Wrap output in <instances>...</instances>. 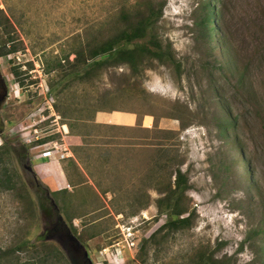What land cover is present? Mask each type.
<instances>
[{"label": "rangeland", "instance_id": "1", "mask_svg": "<svg viewBox=\"0 0 264 264\" xmlns=\"http://www.w3.org/2000/svg\"><path fill=\"white\" fill-rule=\"evenodd\" d=\"M137 1L0 0L10 23L6 31H0V39L10 36L19 48L12 65H20L22 71L27 63L33 66L25 86L19 87L7 59H0V81L7 91L0 121L8 132L4 137L10 136L14 145L6 164L17 188L21 191L23 186L33 200L36 215L31 217L30 240L45 241L44 230L59 226V217L70 229L66 211L76 217L72 225L77 233L94 229L97 237L87 241V249L86 241L81 242L93 264H185L197 251L215 248V258L230 257L232 264H264V242L256 232L264 218V0H218L217 4L165 0L156 34L171 44L181 64L179 71L155 65L132 78L129 69L120 66L98 76L91 72L81 80H64L60 85L67 87L58 92L57 83L70 70L75 54L82 52L86 58L88 49L120 26L121 8ZM204 3L207 12L216 6L220 13L210 24L216 26L211 52L198 42L195 26ZM220 44L226 49L223 57ZM222 59L232 63V73L218 70ZM106 93V109L116 110L104 113L135 114L134 127L94 124L96 114L103 112L96 110L95 103ZM176 109L184 111L185 128L171 118ZM222 112L235 119L228 141L217 128ZM31 115L37 125L44 117L38 127L51 133L61 123L72 122L74 134H87L68 141L72 158L51 157L57 160L63 179L56 186L34 169L32 156L40 154V148L22 153L33 132L30 127L24 129L32 123ZM144 116L153 119L151 130L142 128ZM162 120L169 126H160ZM233 140L238 148L232 146ZM160 144L176 151L182 160L180 169L189 182L185 196L195 217L191 229L162 244L148 245L142 262L135 258L141 238L156 232L165 221V216H157L154 204L159 197L154 184L165 178L157 166ZM64 188L69 193L52 194ZM4 191L1 186L0 229L15 230V201L8 200ZM144 198L148 199L146 209L130 215L129 206ZM48 201L55 204L58 217L47 226L40 204L48 207ZM98 245L105 247L97 253ZM29 257V252L20 256L22 260Z\"/></svg>", "mask_w": 264, "mask_h": 264}, {"label": "trees", "instance_id": "2", "mask_svg": "<svg viewBox=\"0 0 264 264\" xmlns=\"http://www.w3.org/2000/svg\"><path fill=\"white\" fill-rule=\"evenodd\" d=\"M212 4H217L218 0H209ZM165 6V0H139L131 6H124L121 8L119 13L120 26L114 29L113 32L108 36V38L100 42L90 49L85 56L82 52H77L75 54L74 63L71 64L70 70L65 72L58 81L59 84L58 92L66 88L67 85H60L64 80L77 79L81 80L83 77L88 76L91 72L98 76L103 70L110 68H118L120 66H126L129 69L130 76L132 78L139 77L144 71L154 68L155 65L160 66H170L175 71L180 70V62L176 60L175 54L173 53L172 46L169 43H163L161 39L158 38L156 34V24L162 16V11ZM208 4L204 3L202 6V14L197 17L195 26L197 28L198 42L206 48L209 52L213 49L212 47V32L216 26L210 25L219 19L220 13L218 8L210 7L209 12H207ZM10 26L9 19L5 15L3 9H0V31H6L7 27ZM7 33V32H6ZM10 33V32H9ZM14 39L8 36L5 39H0V59L6 58V62L9 63V73L18 84L19 87L25 86V80L27 79V73L33 68L31 63H27L25 71L21 70L20 65H12L14 63L15 53L19 51L17 45L13 44ZM8 44H11L8 46ZM219 49L221 56L223 57L226 53V49L220 44ZM81 63V64H80ZM218 70H227L228 72H233L232 63H224L222 59L217 67ZM215 93V91H214ZM107 95L108 93L99 96V100L95 103V108L98 111L107 110ZM222 105V104H221ZM222 105L221 107H223ZM115 108H111L106 112L115 111ZM182 109L174 110V116L171 118L179 120L181 123V128H185L188 123L182 113ZM60 113V112H58ZM169 116V115H168ZM63 117V116H62ZM68 117V116H67ZM64 117V118H67ZM166 117V116H165ZM170 117V116H169ZM191 118V117H190ZM190 120V119H189ZM235 126V119H230L223 112L221 118L217 123V128L220 132L222 138L226 141L229 139V131ZM4 126L0 121V133L2 134ZM69 133L71 136H83L81 133H75L76 125L74 123L68 124ZM57 136H52L50 139H56ZM46 142L45 139L31 143V147L34 149H39L40 146ZM232 146L237 147L235 140L232 141ZM8 148V150H7ZM238 148V147H237ZM7 150L6 152L0 153V176H7L10 178L11 174L7 167V157L5 155L9 154V143L4 142L0 144V150ZM22 153H26L27 150L23 146L21 147ZM157 155V166L160 171L161 176L165 178L158 179V183L154 184V189L157 191L159 197L154 200V204L157 209V216H165V221L160 225L159 229L151 233L147 238L142 237L141 242L138 245V251L136 252V260H145L147 255V248L150 244H162L170 236L175 235L179 232L191 229L193 219L195 217L194 210L189 207L187 199L185 196L186 191L189 189L188 178L185 173L181 171L180 165H182V160L178 159L176 151L174 153L167 151L163 144L158 147ZM238 155L240 150H237ZM21 157L23 155L19 154ZM246 163L245 160H243ZM175 165V168L173 167ZM165 172V175H163ZM3 190L9 192H19L15 182L10 180L3 183L0 179V187ZM69 193L66 188L61 189L58 192H52L54 196L57 194ZM67 197V196H66ZM65 197V198H66ZM21 201H18L20 203ZM49 206L46 207L40 204V210L44 213L45 217L49 221L45 225H50L58 217V211L55 209V204L50 201ZM15 203V202H13ZM29 205H33V200L31 199ZM67 205V204H66ZM65 205V207H67ZM71 203L69 202V208ZM148 205V199H137L129 206L132 210L130 215L135 212L146 209ZM34 209V208H33ZM62 209V207H61ZM64 211V209H62ZM119 212V211H118ZM65 217L69 222V227L72 230L73 235L81 242L86 241V249L88 248V242L92 241L97 235L94 233V229L86 230V234H80L76 232V228L72 225L74 220V215L67 214L64 211ZM34 212H30V216L27 217L20 213L18 214V220L25 221V230L31 228V217ZM258 234L262 235L261 240L264 242V218L260 220L258 224L257 231ZM158 236V237H157ZM85 240V241H83ZM110 245V244H108ZM107 246V245H106ZM104 246H96L94 248L95 252L101 251ZM218 248L211 249L210 251H197L196 254L189 258L188 262L185 264H232L230 257L223 256L221 258H215ZM30 257L22 260L20 258L22 253H28ZM262 258L264 262V245L262 249ZM0 264H69L63 252L59 247L51 242H30V243H20L11 242L8 246H0Z\"/></svg>", "mask_w": 264, "mask_h": 264}, {"label": "crops", "instance_id": "3", "mask_svg": "<svg viewBox=\"0 0 264 264\" xmlns=\"http://www.w3.org/2000/svg\"><path fill=\"white\" fill-rule=\"evenodd\" d=\"M95 122L97 123H94L96 125H99L100 124H109L111 126H122V127H134L135 124H136V115L135 114H131V113H120V112H111V113H104V112H100V113H97L96 116H95ZM65 124V128L67 129V136L65 137V143L66 145H68V141L70 142V139H72L73 141H75L76 137L75 136H72L70 137V133H69V128L67 126L66 123ZM141 124H142V128L145 129V130H151L152 128V124H153V119L150 117V116H144L141 120ZM161 125L160 126H169L168 123L164 120L161 121L160 123ZM171 124V123H170ZM174 128V127H173ZM11 130V129H10ZM6 129L5 127L3 128V131H2V134L0 133V144L1 142L4 143V142H8L9 143V154L5 155V157H7L6 161H8L9 159H11L9 157L10 154H13V151H14V145L10 140V136H6L4 137L5 134H8V132L6 133ZM10 132V131H9ZM85 137H87V134L83 135ZM5 138V141H3V138ZM2 138V139H1ZM35 143V142H34ZM24 144L27 146L28 144H26L24 142ZM70 145V144H69ZM24 146V145H23ZM26 154L31 152V151H34V150H38V149H34L32 148L31 146H28L26 147ZM8 150V148H7ZM7 150L3 149V150H0V153L1 152H6ZM72 149H68V153L67 155L65 156L66 159H70L72 158V152H71ZM77 150V149H76ZM28 155V154H27ZM20 157V155H18ZM32 158H34V160L32 161H35L34 163V169L36 171H39L40 174H41V178H47L49 177L50 179H52V182H53V186H56V184L58 185L59 183V180H61L60 178V171L57 169V160H55V158H43V157H36V155ZM64 158V159H65ZM63 159V158H62ZM58 160H61V159H58ZM40 161V163L37 164V162ZM8 167V166H7ZM43 174V175H42ZM0 179L2 180L3 183H6V181L8 182L9 180L13 183V176L11 175L10 178L7 177V176H0ZM61 182H63V179L61 180ZM66 182V181H65ZM17 185V183H16ZM20 188H22V190L19 192H9L7 190L4 191V195L8 198V200H14L15 203H12V206H13V209L16 213V216H18V214L20 213L22 216L23 214H26L27 217L30 216V212H34V215H36V212L34 209L31 208V205H29V202H30V195H29V192L25 191L23 188V186H20ZM3 189V188H2ZM58 190V189H56ZM4 195H1L2 197ZM18 201H21L20 203H18ZM15 206V207H14ZM26 216H23V217H26ZM19 223V224H18ZM24 224H25V221H21V220H18L17 221V227L16 229H8L7 230H2L0 229V234L2 233V237H4V234L6 233L7 237H0V246L1 247H5V246H8L9 244H11V242H20V243H30L31 240V235H32V232L30 229L28 230H25L24 228ZM42 229H44L42 227ZM36 231V229H34V232ZM2 238V239H1Z\"/></svg>", "mask_w": 264, "mask_h": 264}, {"label": "water", "instance_id": "4", "mask_svg": "<svg viewBox=\"0 0 264 264\" xmlns=\"http://www.w3.org/2000/svg\"><path fill=\"white\" fill-rule=\"evenodd\" d=\"M7 97L6 85L3 83V92L0 93V108ZM28 170L30 168L27 167ZM52 203V202H51ZM60 224L53 225L45 232V241H54L65 255L69 264H93L87 250L59 217Z\"/></svg>", "mask_w": 264, "mask_h": 264}, {"label": "built area", "instance_id": "5", "mask_svg": "<svg viewBox=\"0 0 264 264\" xmlns=\"http://www.w3.org/2000/svg\"><path fill=\"white\" fill-rule=\"evenodd\" d=\"M29 119H31L29 120V122L32 123L28 124L27 126H24V129L26 130L30 127V131L32 130L33 132H31L30 134L32 135L31 138L25 141V143L27 142L26 144H31L32 142H37L43 139L46 140L48 138V140H46V142H44L40 146V154H37L36 157L49 158L59 156V158L61 159L65 158L68 153V147L65 143V136L67 135V129L65 128L66 126L61 123L60 128H53V133H51V130L49 129H40L38 127L39 125H42L44 123V117L41 119V121H38V125L37 123L33 122V115H31ZM58 134H60V136H58ZM51 136H57V138L51 140ZM127 229H129V227H127Z\"/></svg>", "mask_w": 264, "mask_h": 264}, {"label": "flooded vegetation", "instance_id": "6", "mask_svg": "<svg viewBox=\"0 0 264 264\" xmlns=\"http://www.w3.org/2000/svg\"><path fill=\"white\" fill-rule=\"evenodd\" d=\"M3 92V83L0 81V93Z\"/></svg>", "mask_w": 264, "mask_h": 264}, {"label": "clouds", "instance_id": "7", "mask_svg": "<svg viewBox=\"0 0 264 264\" xmlns=\"http://www.w3.org/2000/svg\"><path fill=\"white\" fill-rule=\"evenodd\" d=\"M132 227V226H131Z\"/></svg>", "mask_w": 264, "mask_h": 264}]
</instances>
